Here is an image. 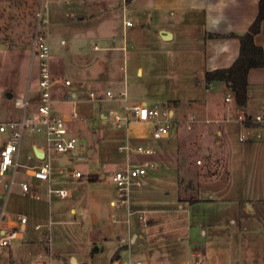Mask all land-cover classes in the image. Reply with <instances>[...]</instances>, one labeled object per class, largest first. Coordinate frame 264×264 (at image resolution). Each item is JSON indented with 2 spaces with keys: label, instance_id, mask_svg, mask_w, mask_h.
Returning <instances> with one entry per match:
<instances>
[{
  "label": "crops",
  "instance_id": "crops-1",
  "mask_svg": "<svg viewBox=\"0 0 264 264\" xmlns=\"http://www.w3.org/2000/svg\"><path fill=\"white\" fill-rule=\"evenodd\" d=\"M41 1L40 4L46 7L47 13L46 32L49 20L50 25L60 23L65 27L67 24L71 30L67 37L84 57L80 67L82 72L77 75L74 84L69 77L62 79L60 73L52 75V102L59 104L67 101L74 104L77 101H104L109 114L111 108L122 109L124 101L117 96V92L125 89L128 103L141 101L148 105L167 106L174 121L171 124L173 127L184 121L188 114H193L198 120L194 129L198 155L202 151L204 159L202 166L195 170V184L182 190L188 196H179L180 180L189 178L190 173L185 170L189 167L185 160L180 161L177 156L178 126L173 135L170 136L169 130L166 136L159 139L153 138L151 132L135 138L128 137L126 132L120 134V139L124 141L118 145L124 142L147 144L155 152L150 156L133 152L127 154L119 150L117 145L124 156L114 168L128 159L149 158L157 162L154 168L148 170L145 186L132 194L130 205H119L126 207L127 214L130 209H145V222L142 221V226L137 230L129 227L126 231V236L130 234L131 243L127 264L136 259L145 260L149 264L174 262L188 258L195 248H201L205 254L201 264H264V123L249 122V128L244 129L238 121L232 119L238 110L247 114L264 110V63L251 67L247 72L248 96L243 107L236 106L233 99L225 100L230 91L222 80L207 82L204 75L206 70L229 66L237 57L239 39L229 33L240 34L247 30L257 14L258 0ZM162 30L168 31L169 35L161 34ZM92 40L94 42L88 45ZM254 41L261 45L264 53V19L254 35ZM135 47H138L140 51H135L140 54L153 55L155 58L151 63L159 64L157 67L162 65L173 70L177 87H184L187 93L169 95L166 92L148 91V97H140L141 99H135L138 95H129L125 72L122 75L119 73L121 65H118L116 58L122 54L125 59ZM166 61L170 62V66ZM146 64L138 63L134 67L139 76L149 73L150 64ZM65 79L69 83H64ZM105 83H108L106 88ZM69 85L72 87L68 88ZM106 90H111L114 95L108 97ZM25 96L28 97V88ZM13 105L19 108L14 100ZM36 106L35 102L29 100L26 114L33 113ZM53 111L69 115L74 110L69 112L63 107H57ZM22 113V109L20 112L10 110L7 115L0 117V121L18 118ZM95 113L105 116L100 106L96 107ZM228 114L232 117L226 120ZM78 118L79 115L68 122L72 133L76 128L70 124ZM207 118L220 120L219 136L215 137L210 126L205 124L204 120ZM240 132L245 133L244 139L239 138ZM7 134L0 133V147ZM41 134L29 133L25 140H21L17 156L20 162L28 165L40 164L43 158L48 160L53 168L50 180L42 181L34 177L30 168L26 167L9 170L10 179L13 176L15 182L10 183L9 180L7 188L0 190L2 215L4 197L14 194L10 193L12 184H17L20 188L18 181L25 180L29 184V190L23 192L20 188L25 196L24 201H19V208L15 211L8 209L7 216L3 219L1 215L0 233L16 228L17 225L11 218L13 214L18 219V226L23 227L22 231L27 227L28 221L40 222L47 213L51 214L54 200L63 197L50 193L48 185L67 186L68 180H72L70 176L73 168L63 163L64 154H74L76 150L54 152V155L49 153L39 158L35 155L33 146L43 150L45 139ZM88 151L93 154L94 146H89ZM5 172L0 174V180ZM97 175V178L91 179ZM99 178L100 174L97 172L89 173L87 177L89 181H97ZM76 187H72L70 194L65 197L76 201L80 197L74 191ZM139 197L142 198L137 202ZM180 197L183 199H179ZM189 197L197 200H187ZM112 200L110 199V204ZM135 204L141 206L134 207ZM70 210L75 212V206L71 205ZM165 212L171 213L164 214ZM20 213L27 216L24 224L20 223ZM146 213H150L148 218ZM97 230L101 232L100 229ZM101 234L100 238H105L102 232ZM97 247L96 250L100 248L99 245ZM135 253L146 257H134ZM72 258L75 259L73 256Z\"/></svg>",
  "mask_w": 264,
  "mask_h": 264
},
{
  "label": "rangeland",
  "instance_id": "rangeland-1",
  "mask_svg": "<svg viewBox=\"0 0 264 264\" xmlns=\"http://www.w3.org/2000/svg\"><path fill=\"white\" fill-rule=\"evenodd\" d=\"M40 2L42 1L0 0V117L7 115L10 110L21 111L20 108L13 105L14 96L22 95L24 97L27 88L28 100L35 102L36 105L39 101L38 59L37 57L32 58L31 39L35 14L39 6L42 9V14L44 16L47 14L46 7ZM60 25V23L50 25V20L48 22L46 36L49 45V68L51 75L60 73L62 79L69 77L74 84L77 75L82 72L80 67L84 57L78 53L72 40L67 37L68 31H71L69 26L67 24L65 27ZM96 41L101 43L99 40ZM92 42L94 40L90 41L88 45H91ZM135 50H139L138 47L129 51L125 59L122 54L116 58L118 65H121L119 73L122 75L123 71L125 72L129 95H138L135 99H141L140 97H148L146 96L150 94L148 91L166 92L169 95L180 92L187 93V89L184 87H177L178 83L174 78L173 70H168L162 65L157 67L159 64L151 63L155 58L153 55L140 54ZM89 56L91 57L90 53ZM138 63H149V73L145 72L143 76H139L134 70ZM166 64L170 66V62L166 61ZM147 67L148 64L145 65V68ZM167 77L171 79L168 80ZM70 87L72 85L68 86V88ZM106 87H108V83L104 84V88ZM7 92H12L13 96L8 97ZM105 104L104 101L90 100L77 101L74 104L67 101L59 104L51 102L54 110L57 107H63L69 112L76 111L80 116L70 125L76 128L74 133L78 134L81 144L79 142L76 144L74 154L65 153L63 162L68 167L77 168L82 172L80 177L75 178L71 175L72 180H68L66 183L67 186L72 187L78 185L79 187H76L74 191L80 194V197L76 201L69 197L55 199L51 214L47 213L39 220L43 223L48 222L50 218L55 220L50 226L43 225L39 229H35L33 227L35 222L28 221L27 227L22 231L24 236L12 240L10 244L0 250V264H127L131 243L129 241L130 234L126 236V231L129 227L137 230L142 226V221L138 213L128 215L125 206L110 204V199L117 197V188L113 182L105 178L89 181L87 177L89 173L103 174L117 166L124 156V153L117 149L118 143L124 141L120 139L121 133L126 132L130 138L148 135L151 132L152 123L131 121L118 127L112 116L108 114ZM97 106H100L105 116L95 113ZM177 126V156L180 161L185 160V164H188L189 177L194 185L195 170L197 171V168L202 166L204 154L201 151L200 156L198 155L195 129L194 127L186 128L184 121L179 122L175 127H170V136L173 135ZM77 129L80 133H77ZM29 133L32 132L24 131L22 141ZM89 146H94L93 154L89 153ZM51 153L55 154L53 150L50 151ZM199 157L201 161L197 162ZM9 170L11 167L2 175L0 190H4L8 186ZM97 177L98 175L95 178ZM183 183L184 181L180 184L179 196H188L182 193ZM41 188L44 189V186ZM11 192H14L12 196L9 195L3 199L2 219L7 216L8 209L15 211L19 208V201H24L25 196L17 184L10 186ZM141 198L139 197L137 202H140ZM71 205L75 206V212L70 210ZM140 206L134 205V207ZM170 213L165 212L164 214ZM149 214L146 213V218ZM112 215H115V221L111 219ZM11 218L17 225L16 228H19L16 215H11ZM97 229L101 230L105 238H100L102 234ZM97 239L99 240L97 241ZM97 244L100 246L98 250H96ZM138 248L137 246V251ZM116 250H118L119 256L112 260ZM133 256L146 257L136 253Z\"/></svg>",
  "mask_w": 264,
  "mask_h": 264
},
{
  "label": "built area",
  "instance_id": "built-area-1",
  "mask_svg": "<svg viewBox=\"0 0 264 264\" xmlns=\"http://www.w3.org/2000/svg\"><path fill=\"white\" fill-rule=\"evenodd\" d=\"M126 23H129L127 21ZM46 18L42 14V9L39 8L35 14L34 30L31 39V54L32 58L38 59V87H39V101L36 106V110L33 113L26 114V109L29 105L27 96H15L14 104L23 110L20 117L0 121V133L7 132V137L0 147V174L5 172L9 167L13 170L19 167L30 168L31 174L39 179L49 181L50 174L53 172V168L48 160L43 158L40 164L28 165L18 160V151L20 143L24 134V131L32 133H42L44 135L45 143L43 145L44 156L48 155L51 150L54 152H75L76 144L79 142L78 136L70 131L68 122L72 121L78 114L73 111L71 114H61L53 111L51 102V84L54 80L51 75L48 57H49V45L46 36ZM95 47H97L95 45ZM69 83L68 79L63 81ZM108 97H112L114 94L111 90L105 91ZM117 96L124 101L122 109L111 108L109 114L112 116L116 125L121 127L123 124H127L131 121L135 122H151L153 124L151 135L155 139L162 138L169 133L171 124H174L173 119L169 115V108L165 105H148L145 102H133L128 103L126 101V90L121 89L117 92ZM233 96L231 92L227 93L225 100L231 101ZM231 115L228 114L225 119H231ZM232 119L238 121L242 128L247 129L250 126L249 122L264 123V110L256 112L254 114H247L243 110H238ZM197 118L193 114H188L184 119L186 128L191 129L197 123ZM206 125L210 126L215 137L220 135V120L219 119H205ZM212 126V128H211ZM245 133L240 132L239 138L244 139ZM80 143V142H79ZM118 149L125 153H137L140 155L150 156L155 150L151 145L147 144H132L130 142H124L118 145ZM197 162H200V158H197ZM157 165L155 160L146 158L143 160H126L121 166L107 170L106 173H100V178H105L108 181L113 182L117 188V197L111 201L112 205H126L129 206L132 199V194L138 190H141L145 186V176L149 169L154 168ZM61 172V170H59ZM71 174L74 177H80L82 172L78 169H72ZM15 182L13 176L10 179V183ZM18 184L23 192L29 190V184L25 180L18 181ZM50 193L57 197H65L72 191L71 186H51L48 185ZM138 212V216L141 221L145 222L144 212L145 209H130L128 214ZM2 210L0 212V217ZM20 223L24 224L27 221L26 214H19ZM111 219L116 220L115 215H112ZM53 220L48 222H36L34 224L35 229H39L43 225L50 226ZM22 228H12L0 233V250L5 245L11 243L12 240L22 237ZM49 257H51L49 255ZM205 254L201 248H195L191 252L188 258L178 261H166L163 264H201ZM128 264H149L142 259H136Z\"/></svg>",
  "mask_w": 264,
  "mask_h": 264
},
{
  "label": "trees",
  "instance_id": "trees-1",
  "mask_svg": "<svg viewBox=\"0 0 264 264\" xmlns=\"http://www.w3.org/2000/svg\"><path fill=\"white\" fill-rule=\"evenodd\" d=\"M264 19V0H258V11L247 30L243 33L235 34L229 33V35H235L239 39V53L233 62L226 67L214 68L206 70L204 75L207 82L212 80H222L225 83L227 89L231 92L233 100L236 106L243 107L248 96V82L247 72L251 67L261 66L264 63V53L261 45L255 43L254 35L260 29L261 21ZM189 167L185 168L186 172H189ZM95 179V176L91 177ZM183 188L186 190L189 186H192V179L189 177L183 180ZM182 179L180 180V184ZM179 199H183L180 197ZM190 201H195L197 198H186ZM118 257L116 251L112 259Z\"/></svg>",
  "mask_w": 264,
  "mask_h": 264
},
{
  "label": "water",
  "instance_id": "water-1",
  "mask_svg": "<svg viewBox=\"0 0 264 264\" xmlns=\"http://www.w3.org/2000/svg\"><path fill=\"white\" fill-rule=\"evenodd\" d=\"M161 34H163V35H167L168 34L169 35L168 31H166V30H162ZM7 96L10 97L11 96V92H7ZM33 151H34L35 155L37 157H39V158H42L43 155H44L43 150L41 148L36 147V146H33Z\"/></svg>",
  "mask_w": 264,
  "mask_h": 264
}]
</instances>
